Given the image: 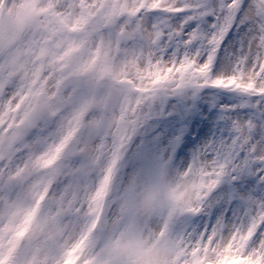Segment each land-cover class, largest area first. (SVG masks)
<instances>
[{"label": "snow or ice", "instance_id": "obj_1", "mask_svg": "<svg viewBox=\"0 0 264 264\" xmlns=\"http://www.w3.org/2000/svg\"><path fill=\"white\" fill-rule=\"evenodd\" d=\"M0 264H264V0H0Z\"/></svg>", "mask_w": 264, "mask_h": 264}]
</instances>
